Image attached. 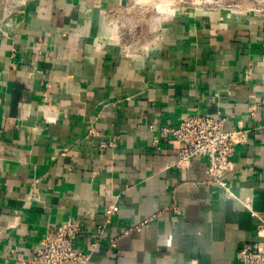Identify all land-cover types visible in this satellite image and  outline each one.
Listing matches in <instances>:
<instances>
[{
    "label": "crops",
    "instance_id": "obj_1",
    "mask_svg": "<svg viewBox=\"0 0 264 264\" xmlns=\"http://www.w3.org/2000/svg\"><path fill=\"white\" fill-rule=\"evenodd\" d=\"M147 4L0 0V264H28L69 219L87 252L114 202L88 264H241L258 241L264 12ZM188 114L252 130L231 194L207 183L206 157L174 167L166 129Z\"/></svg>",
    "mask_w": 264,
    "mask_h": 264
},
{
    "label": "built area",
    "instance_id": "obj_2",
    "mask_svg": "<svg viewBox=\"0 0 264 264\" xmlns=\"http://www.w3.org/2000/svg\"><path fill=\"white\" fill-rule=\"evenodd\" d=\"M255 12L260 13L261 11L253 10V13ZM166 132L171 133L175 139L182 143L179 158L174 167L183 168L197 158L206 157L208 160L207 183L223 188L228 194H231L229 178L235 172V163L232 160L234 148L237 145L246 144L252 130L247 129L242 122L236 128L229 129L226 118L188 114L181 118L176 128L166 129ZM90 134L96 133L90 131ZM102 147H106V144H103ZM119 210L117 202L106 206L105 224L98 228V240L103 236L107 226L111 223L112 218L119 213ZM256 215L259 219L256 228L258 241L241 246L237 254L241 264H264V216ZM147 225L148 221H145L134 226L130 231H139ZM82 231L80 221L74 219L48 228L41 242V248L28 261V264H88L98 245V240L91 245L87 252L78 250L76 240ZM111 246L115 248L116 242L112 241Z\"/></svg>",
    "mask_w": 264,
    "mask_h": 264
},
{
    "label": "rangeland",
    "instance_id": "obj_3",
    "mask_svg": "<svg viewBox=\"0 0 264 264\" xmlns=\"http://www.w3.org/2000/svg\"><path fill=\"white\" fill-rule=\"evenodd\" d=\"M145 6L148 10L160 8L162 13H170L179 4H194L216 9H227L237 12L253 13V10L264 12V0H147ZM157 10L159 11V9ZM150 13V12H148Z\"/></svg>",
    "mask_w": 264,
    "mask_h": 264
}]
</instances>
